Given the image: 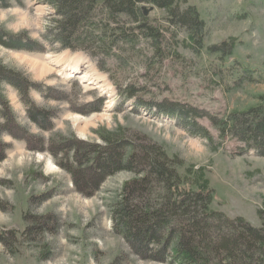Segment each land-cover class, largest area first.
Wrapping results in <instances>:
<instances>
[{
    "label": "rangeland",
    "instance_id": "rangeland-1",
    "mask_svg": "<svg viewBox=\"0 0 264 264\" xmlns=\"http://www.w3.org/2000/svg\"><path fill=\"white\" fill-rule=\"evenodd\" d=\"M179 1L181 6L194 5L205 23L202 50L187 47L186 30L171 26L163 9L148 5L153 25L164 35L162 55L140 40L139 50L125 45L123 59L105 58L102 67L91 52L49 43L55 14L46 2L11 0L9 6H0L2 31L24 33L42 45L34 51L0 45V65L31 85L26 94L30 109L48 111L45 122H34L18 92L4 83L1 96L20 131L0 135V234L5 239L0 240V264H170L148 259L112 229L110 206L133 173L115 172L95 189L76 187L59 165L58 154L52 153L51 141L68 148L69 159L76 141L101 145L102 135H145L182 161L178 172L192 187L212 190V209L260 225L264 157L251 149L237 153L242 144L219 136L205 117L197 121L211 140L195 136L189 132V119L185 122L155 103H184L219 118L259 104L264 96V0ZM222 41L232 43L229 55L207 51ZM75 61L81 63L70 73ZM89 65L101 82L87 84L80 78ZM246 67L251 79L242 73ZM94 114L106 116L88 123L82 135L69 118ZM47 162L55 171H47ZM91 162L84 160L83 166ZM38 218L44 220L40 227ZM8 229L14 234L6 233Z\"/></svg>",
    "mask_w": 264,
    "mask_h": 264
},
{
    "label": "trees",
    "instance_id": "trees-1",
    "mask_svg": "<svg viewBox=\"0 0 264 264\" xmlns=\"http://www.w3.org/2000/svg\"><path fill=\"white\" fill-rule=\"evenodd\" d=\"M10 1L0 0V6L7 7ZM41 1L49 4L55 14L48 29L49 43L60 49L91 52L100 59V67L105 58L123 59L121 51L125 45L136 50L140 40L148 42L155 54L162 55L160 45L164 35L159 25H153L154 17L149 16L148 5L163 9L171 26L186 30L187 47L193 51L204 47L203 19L194 5L181 6L179 0ZM0 45L25 51L42 47L24 33L13 35L2 29ZM206 49L223 57L231 53L232 43L222 41ZM242 69L244 77L251 79L250 69ZM4 83L18 92L31 120L45 122L48 111L30 109L31 102L26 94L31 85L25 77L0 65V116L3 119L0 135L15 128L8 103L1 96ZM155 106H163L168 114L177 113L185 122L189 119V132L210 141L209 131L197 121L205 117L219 136L242 144L237 153L251 149L264 157V96L260 97L259 104L231 112L223 118L179 102H160ZM101 138V145L76 141L70 147L73 154L69 159L66 155L69 149L63 148L61 143L51 141L49 145L55 157L58 154L59 165L70 173L76 187L95 189L115 172L133 173L134 177L122 184L119 199L111 204L110 218L112 229L131 246L139 247L140 253L144 251L148 259L170 264H264L263 209L258 210L259 226L251 225L240 216L229 217L209 206L212 190L192 187L186 175L178 172L182 161L169 156L157 142L137 132L122 136L107 134ZM84 160L92 162L83 166ZM43 222L38 218L39 227ZM6 233L14 234V230L8 229ZM2 239L5 240L0 234Z\"/></svg>",
    "mask_w": 264,
    "mask_h": 264
},
{
    "label": "bare ground",
    "instance_id": "bare-ground-1",
    "mask_svg": "<svg viewBox=\"0 0 264 264\" xmlns=\"http://www.w3.org/2000/svg\"><path fill=\"white\" fill-rule=\"evenodd\" d=\"M79 63H81V62L80 61H75L74 62L73 66L70 68V73L76 72L75 69L79 66ZM33 64H34V62H33ZM85 67H87V68H85L84 70H82L81 76H80V78L83 79V81H85L87 84H92V83L94 84V83H97V82H101L102 81L101 80V77L99 75H96L95 71L92 70V67L90 65L89 66H85ZM79 72H80V70H79ZM104 85L106 86L107 83H105ZM107 107H109V105H107ZM105 116H106V114H94L90 118H83L82 116H79V115H72L69 118L72 120L73 124L77 126V128L80 131V134L82 135L83 132H81V131L84 129V127L88 123L92 122L95 119L101 120ZM80 127H82V128H80ZM54 168L55 167H54V164L53 163L47 162V171L48 172L55 171V170H53Z\"/></svg>",
    "mask_w": 264,
    "mask_h": 264
}]
</instances>
